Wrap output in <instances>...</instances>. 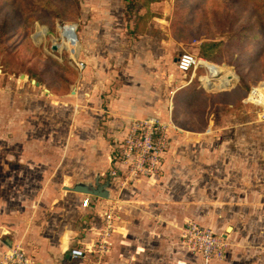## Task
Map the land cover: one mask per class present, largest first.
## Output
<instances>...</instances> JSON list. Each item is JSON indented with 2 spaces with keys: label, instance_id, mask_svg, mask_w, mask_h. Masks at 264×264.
<instances>
[{
  "label": "rangeland",
  "instance_id": "374dc122",
  "mask_svg": "<svg viewBox=\"0 0 264 264\" xmlns=\"http://www.w3.org/2000/svg\"><path fill=\"white\" fill-rule=\"evenodd\" d=\"M62 1L64 5L68 3L64 11L68 10L72 20L58 17L42 4L43 1H37L39 9L50 15V24L34 20L27 25L25 30L30 43L19 45L20 53L15 60L4 57V47L1 49L0 45V223H16L27 215L24 207L33 208L48 186L67 179L70 188L83 184L97 190L116 175L119 178L113 181L117 180L120 186L125 176L121 178L119 171L111 172L114 156L117 160L118 134L121 136L124 132V136V130L135 120L160 118L157 111L170 110L168 92L191 78V72L177 70L175 60L183 50L194 53L190 48H195L197 52L200 43L209 39L207 34L223 41L214 54L219 60L216 64L224 70L213 76L214 81L218 82L225 70L236 77L228 88L207 86L217 91L213 95H200L187 105L181 120L190 122L189 118H193L201 123L200 130L181 131L174 127L168 130L165 152L171 146L172 151L164 155L175 158L181 175L171 174L177 186L172 193L162 192L166 196L159 198L160 209L154 212L159 217L164 216L162 228L169 231L170 227L173 231L165 232L170 234L165 237L162 228L156 227L159 236L155 238L165 237L164 241H159V249L184 255L186 248L181 245L180 234L185 222L221 231L228 225L233 227L231 232L236 241L244 242L239 248L245 255L243 264H264V245L261 248L259 244L264 240V120L255 107L243 102L252 86L264 83V61L242 69L251 88L239 84L237 70L226 64L230 57L235 58L231 54L236 47L228 33L231 17L223 13L224 6L217 3L212 10L208 9L209 14L201 26L190 21V28H182L184 39L177 41L169 37L177 0ZM131 1L134 5L130 8ZM214 8L220 11L214 14ZM139 16L143 17L142 21L138 20ZM73 23L76 24V43H64L55 51L51 50L53 44L62 43L60 30ZM143 24L147 33L142 31ZM237 27L234 25L235 29ZM43 28L45 34L37 41L34 34ZM27 44L36 47L42 58L51 56L76 68V63L83 62L89 72L84 74L77 68L80 71L68 92L52 95L45 91L44 85H36L27 75L23 76V67L33 59H29L33 54ZM203 73H208L204 66L196 71V74ZM163 99H167L165 104ZM207 121L211 122L209 128ZM108 153L112 154V162L107 165L109 172L102 174L104 167L96 175L103 180L97 182L96 177L85 179L76 175L79 168L83 169V162L89 165L93 161L88 159L90 155L106 158ZM164 173L159 167L152 173L128 180ZM57 194L54 192L51 199ZM124 214L122 209L115 213L119 219ZM132 214L136 220L157 218L140 210ZM105 245L109 247V241ZM153 246L151 249L136 246L135 250L156 251ZM92 250L98 249L93 246ZM231 250H238V246L234 244ZM255 255L261 259H256ZM208 261L193 257L183 260V264L212 262ZM167 263L168 259L156 264Z\"/></svg>",
  "mask_w": 264,
  "mask_h": 264
},
{
  "label": "crops",
  "instance_id": "0c3cea01",
  "mask_svg": "<svg viewBox=\"0 0 264 264\" xmlns=\"http://www.w3.org/2000/svg\"><path fill=\"white\" fill-rule=\"evenodd\" d=\"M142 29L144 33H147L145 26ZM170 33L172 32L170 31ZM170 36L177 41H181L176 39L173 35H169V37ZM190 49H193V52L200 57L199 48L197 52L195 48ZM200 58L208 61L203 57ZM84 65L85 63L83 64L81 71L85 74L89 72V69L85 68ZM203 66L204 65H201L195 70L189 71L191 72V78L189 81L180 82V80H175L173 78L178 83L180 82V84L176 85L175 88L168 92L169 99L171 100L170 110L167 109L164 111L163 108V110L157 111L158 115H160L159 119L170 123V128L174 127L175 130L178 129L181 131L200 130L198 128H200L201 123L194 121L193 118H191V120L189 118L190 122H183L181 118L184 111H187V105L193 100L190 99L191 96L189 95L190 86L196 85L195 87L198 91L197 89L195 91H197L198 98L200 95H213V93L217 91L216 89H211L217 87L211 86V88H208L207 86L210 85L202 79L204 75L209 74L208 69L207 74H196V71ZM74 68L77 70V73H79L80 70L76 67ZM24 75L27 74L24 73L23 76ZM213 76L212 79L214 81ZM83 77L86 76L84 75ZM196 77L198 81L193 82ZM169 83L172 84V81H169ZM146 84L148 83H145L144 85ZM39 85H44L45 91L52 95H64L53 93L46 84L39 82ZM187 99L190 100L188 101ZM163 101V104H165L167 99H163ZM141 113L142 112H140V114ZM197 114L199 113L197 112ZM210 123V121H207L206 123L208 128L211 127ZM123 133L121 136L118 134L119 145H117L116 159L120 150L119 146L121 145ZM170 151H172V146L170 147V150L167 149L164 154ZM163 157L160 165V168L165 171L163 176H158V174L154 175V177L143 176L134 179L135 181H129L128 179H130V177L127 178L125 176L126 167L119 161V159L115 160L114 156V166L111 168V172L119 171V176L121 178L122 176H125V181H123L124 183L121 182L122 184L119 186L117 180L116 182L113 181L114 179H118V176L112 175L109 182L107 181L109 179L106 178L105 181L108 183L101 184L97 189L102 192L105 191V196L101 194L102 192L99 194H89L80 191L71 192L68 189V179L64 180L61 184H52L51 186H48L43 195L37 199L33 208L24 207V210L28 212L27 215H23L20 220L16 221V223H11L10 225L4 224L3 222L0 223V255L6 248V245L20 243L27 254L34 257L42 264H156L157 261L166 259H168L167 264H183V260L185 259L193 257L201 259L199 254L190 252L186 249V254L184 255L180 252H166L164 249H159L161 246L159 245V241H164L163 239H165L167 235H170L169 231L173 230L170 227L169 231L163 229L161 226L163 223L161 222H164V216L162 215L160 218L158 214H155L154 212H157V210L160 209L158 204L159 198H161V196H166L162 192L168 190V193H172L175 185L177 186V183L175 182L176 180L171 174L177 172L181 175V171L178 172V167L175 165V158L172 156L166 157L165 155ZM88 159H93L92 162L90 161L89 165L87 162L81 164L83 165V169L87 168V170L84 171L79 168L76 175L81 176L79 178L89 179L96 177L95 179H99V176H96L97 171H100L105 167L102 174L107 172V165L110 166V163L112 162V154L110 155V153H108L106 158L103 156L99 157V155H90ZM68 177L70 178V175H68L67 178ZM101 180L103 179H99L97 182H100ZM171 181L172 184H170ZM56 185L58 187H56ZM106 186H108V188H106ZM54 192H57L58 194L51 199ZM60 193L63 194L60 195ZM86 197L89 198V203L87 206H83L82 200ZM118 207L120 210H123V214L127 213L128 215L124 214L125 216L119 219V216L115 215V213L120 211L117 210ZM135 210H140L144 214L149 213L157 218L151 219V217H149L141 220L138 219V221L133 219L132 213H134ZM108 211H112L113 217L111 219V234L106 238L110 243L109 247L106 246L107 250L104 251L102 249L93 251L91 249L86 251L84 257H72L69 254L70 248L79 247L86 249L88 246H91L94 240L101 241V235L99 233L106 227L104 213ZM158 218L160 220H156ZM0 219H2L1 215ZM156 227L162 228V233H169H165V237L158 240V238H155L159 236L156 232ZM228 227L231 229L228 230ZM213 229L227 237L229 250L225 253L224 258L214 259L215 261L209 260L212 261L210 264H243V262H245V260H243L245 255L243 254L242 249L239 248L242 247L244 242L239 239L236 241L235 234L231 232L233 227L226 225L225 231L216 228ZM153 235L155 239L153 238ZM120 242H123V244L121 245ZM234 244L238 246V250L232 251L231 248ZM259 244L262 248L264 240L260 241ZM152 245L157 249L156 251L135 250L136 246L151 249L150 247H152ZM254 257L259 260L261 259V256L255 255ZM169 260L172 261L170 262Z\"/></svg>",
  "mask_w": 264,
  "mask_h": 264
},
{
  "label": "trees",
  "instance_id": "16d2710c",
  "mask_svg": "<svg viewBox=\"0 0 264 264\" xmlns=\"http://www.w3.org/2000/svg\"><path fill=\"white\" fill-rule=\"evenodd\" d=\"M37 1H43L42 4L45 3L58 17L72 20L70 18L72 16L67 14L68 10L64 11L69 7L68 3L65 2L64 5L62 0H27L24 3L22 0H0V45L1 49L4 47V57L15 60L20 53L19 45L23 42L30 43L28 31L25 28L32 21L38 20L41 23L46 21L50 24V15L40 10L41 7H38L39 2ZM217 3L224 6L223 13L231 17L229 20L231 29L229 28L228 33L231 34L232 43L236 47L235 53L231 54L235 58L230 57L226 64L237 70L239 84L243 83L246 89L251 88L242 69L250 65L261 64L264 61V0H245V2L238 0L224 2L222 0H177L174 8L175 19L171 24L172 35L176 39H184L181 34L182 28H190V21L196 22L197 27L201 26L209 14L208 9L212 10L214 4ZM133 5L131 1L128 7L131 8ZM218 11L220 8H214V14H217ZM142 19L143 17L139 16L138 20L142 21ZM236 24L238 27L235 29L234 25ZM138 25L139 23L136 27L139 28ZM207 32L208 30L203 33ZM205 35L209 39L200 43L199 56L208 61L219 63L214 51L221 48L223 41L214 40L209 35ZM31 46L27 44L33 54V57L29 58H33L32 62L25 68L23 67V71H21L27 74L30 79L46 84L55 94L68 92L70 84L77 76V70L67 61L61 62L51 56L42 58L37 52V48ZM194 81H198L197 77ZM195 86H190V99L197 98L198 89ZM196 89L197 91H195Z\"/></svg>",
  "mask_w": 264,
  "mask_h": 264
},
{
  "label": "built area",
  "instance_id": "2783aa9c",
  "mask_svg": "<svg viewBox=\"0 0 264 264\" xmlns=\"http://www.w3.org/2000/svg\"><path fill=\"white\" fill-rule=\"evenodd\" d=\"M202 59L196 54L183 50L176 60L175 65L178 71L187 73L195 70L197 67L204 65ZM83 62L76 63L77 68L81 69ZM205 66V65H204ZM252 92L259 94L258 99L254 103L249 101ZM246 106L256 107L257 113L264 120V96L259 84L252 86L251 90L244 99ZM171 124L161 121L159 118L152 117L146 120H135L125 130V134L121 140V148L117 155V159L126 167L125 176L128 178L147 175L160 167L162 158L165 153L167 133ZM89 198L82 200V205L87 206ZM106 227L100 232L101 241L91 244L86 249L79 247L70 248L69 254L75 258L84 257L86 251L96 247L102 250L107 242L112 230L111 219L112 211L104 213ZM181 245L186 250L199 254L205 260L222 259L227 250V239L224 234L216 232L213 228L187 221L181 230ZM0 264H42L34 257L27 254L23 246L18 244L6 245V248L0 255Z\"/></svg>",
  "mask_w": 264,
  "mask_h": 264
},
{
  "label": "bare ground",
  "instance_id": "6f19581e",
  "mask_svg": "<svg viewBox=\"0 0 264 264\" xmlns=\"http://www.w3.org/2000/svg\"><path fill=\"white\" fill-rule=\"evenodd\" d=\"M61 27H63V25ZM73 29H74L73 25H67L66 24L63 27V29L60 30L62 43L56 42L57 45L53 44L51 50L55 51L57 49V46L61 47V45L64 43L65 44H71V43L75 44L77 38L75 39V37H74ZM45 31H46V29H44V28L37 31L34 34L35 39L37 41H40L42 36L45 34ZM201 62L207 67L208 72H209V74L204 75L202 77V79L205 80L206 82H210L209 83L210 86L217 87V88H228L229 86H231V82H232L233 78L236 77L235 74H233L229 70H225L224 74L218 78V82H215V81H213L212 76L213 75L216 76L219 72L223 71L224 70L223 67H221L220 65L214 64L212 62L205 61L204 59ZM259 88L261 89L262 94L264 96V83L263 82L260 83ZM257 96H259V94H257L256 92H252L250 95L249 101L254 102V100L258 99ZM230 229L231 228L228 227V230H230Z\"/></svg>",
  "mask_w": 264,
  "mask_h": 264
},
{
  "label": "water",
  "instance_id": "95a60500",
  "mask_svg": "<svg viewBox=\"0 0 264 264\" xmlns=\"http://www.w3.org/2000/svg\"><path fill=\"white\" fill-rule=\"evenodd\" d=\"M74 25V29H73V34H74V37L75 39L77 38V34H76V24L73 23ZM31 82L36 84V85H39V82H37L35 79H31ZM68 189H72V190H76V191H80V192H84V193H89V194H99L100 192H102L101 190H93L92 188H89L88 186L86 185H83V184H76L74 187L70 188L68 187ZM103 196L106 195V192L103 191L101 193Z\"/></svg>",
  "mask_w": 264,
  "mask_h": 264
}]
</instances>
